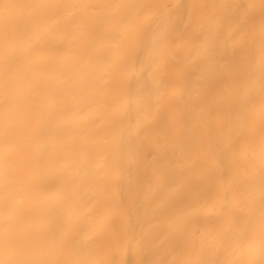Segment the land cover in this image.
I'll return each instance as SVG.
<instances>
[{"label":"bare ground","instance_id":"obj_1","mask_svg":"<svg viewBox=\"0 0 264 264\" xmlns=\"http://www.w3.org/2000/svg\"><path fill=\"white\" fill-rule=\"evenodd\" d=\"M0 260L264 264L261 0H4Z\"/></svg>","mask_w":264,"mask_h":264},{"label":"snow or ice","instance_id":"obj_2","mask_svg":"<svg viewBox=\"0 0 264 264\" xmlns=\"http://www.w3.org/2000/svg\"><path fill=\"white\" fill-rule=\"evenodd\" d=\"M262 5H264V0H261ZM0 5H3L5 8H14V7H24V5H11V4H4V0H0ZM0 264H11V262H5L0 260ZM190 264H230L228 261H193Z\"/></svg>","mask_w":264,"mask_h":264}]
</instances>
